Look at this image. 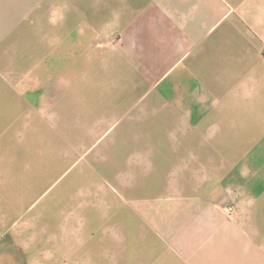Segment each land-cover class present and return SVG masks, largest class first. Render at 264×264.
I'll return each mask as SVG.
<instances>
[{
  "label": "crops",
  "instance_id": "0c3cea01",
  "mask_svg": "<svg viewBox=\"0 0 264 264\" xmlns=\"http://www.w3.org/2000/svg\"><path fill=\"white\" fill-rule=\"evenodd\" d=\"M77 165L125 182L94 264H264V0H0V208Z\"/></svg>",
  "mask_w": 264,
  "mask_h": 264
},
{
  "label": "rangeland",
  "instance_id": "374dc122",
  "mask_svg": "<svg viewBox=\"0 0 264 264\" xmlns=\"http://www.w3.org/2000/svg\"><path fill=\"white\" fill-rule=\"evenodd\" d=\"M69 151L72 158L74 151ZM61 156L55 150V157ZM62 167L65 166H54L55 178ZM85 168L86 165H77L52 187L51 169L49 173L39 171L37 180L20 181L15 192L21 194L8 196L13 208H0V222L5 223V228L0 227V251L16 256L17 246L11 242L20 234L35 242L29 246V253L37 254L38 264H77L79 254L86 256L87 264H94L101 254L108 256L111 245L104 240L111 235L126 236L125 182H100V186L84 176L88 174ZM79 175L87 179L79 180ZM112 183L120 190L105 196ZM232 211L231 207L225 209L226 214Z\"/></svg>",
  "mask_w": 264,
  "mask_h": 264
},
{
  "label": "built area",
  "instance_id": "2783aa9c",
  "mask_svg": "<svg viewBox=\"0 0 264 264\" xmlns=\"http://www.w3.org/2000/svg\"><path fill=\"white\" fill-rule=\"evenodd\" d=\"M230 210V209H229Z\"/></svg>",
  "mask_w": 264,
  "mask_h": 264
}]
</instances>
